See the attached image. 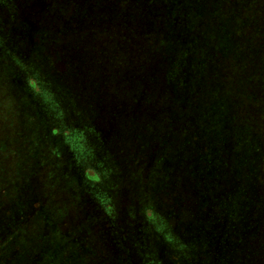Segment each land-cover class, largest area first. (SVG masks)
<instances>
[{"label":"trees","instance_id":"1","mask_svg":"<svg viewBox=\"0 0 264 264\" xmlns=\"http://www.w3.org/2000/svg\"><path fill=\"white\" fill-rule=\"evenodd\" d=\"M257 252L264 0H0V264Z\"/></svg>","mask_w":264,"mask_h":264},{"label":"rangeland","instance_id":"2","mask_svg":"<svg viewBox=\"0 0 264 264\" xmlns=\"http://www.w3.org/2000/svg\"><path fill=\"white\" fill-rule=\"evenodd\" d=\"M21 95H24V93L23 94H21ZM15 104H17V102L16 101H11V108L13 109V108H17V106L15 105ZM25 109H26V111H28V108L27 107H25ZM25 110H19L18 111V113H23ZM29 112V111H28ZM14 114V117H15V114L16 113H13ZM24 117H25V115H24ZM25 127L26 126H29V128H28V130L25 132V134L26 133H30L31 134V131H35L36 132V130H39V129H41L42 127L41 126H39V125H37V124H33V119H31V118H29V117H25ZM39 128V129H38ZM18 129L17 128H14L13 127V131H11L10 132V136H13V135H16V134H18ZM37 133V136L39 135V133L38 132H36ZM25 136V135H24ZM32 136H34L33 135V133H32ZM12 138H14V137H12ZM29 225V224H28ZM32 226V228L34 227V226H36L35 224H32L31 225ZM225 253H226V251H225ZM228 256H227V263L228 264H230V263H233V261H232V256L230 255V254H227ZM260 255V252H257L256 254H253L252 256H250L251 258H248V259H246L245 261H243V260H241L240 262H238V261H236L235 260V264H264V259L262 258V257H260L259 256Z\"/></svg>","mask_w":264,"mask_h":264}]
</instances>
